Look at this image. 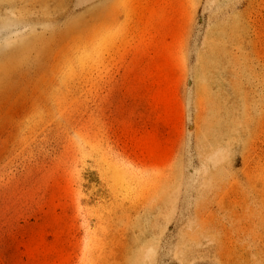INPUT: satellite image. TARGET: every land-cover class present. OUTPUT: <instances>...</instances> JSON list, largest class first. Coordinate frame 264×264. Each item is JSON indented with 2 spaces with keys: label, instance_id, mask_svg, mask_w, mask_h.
<instances>
[{
  "label": "rangeland",
  "instance_id": "1",
  "mask_svg": "<svg viewBox=\"0 0 264 264\" xmlns=\"http://www.w3.org/2000/svg\"><path fill=\"white\" fill-rule=\"evenodd\" d=\"M0 264H264V0H0Z\"/></svg>",
  "mask_w": 264,
  "mask_h": 264
}]
</instances>
